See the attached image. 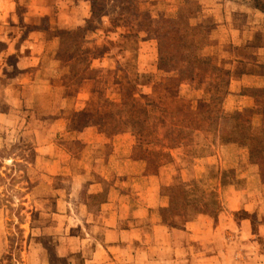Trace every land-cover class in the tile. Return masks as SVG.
<instances>
[{"label":"rangeland","instance_id":"1","mask_svg":"<svg viewBox=\"0 0 264 264\" xmlns=\"http://www.w3.org/2000/svg\"><path fill=\"white\" fill-rule=\"evenodd\" d=\"M91 3L89 20L71 30L51 31V38L57 36L59 42L48 45L36 87L27 93V105L36 108L34 114H27L28 122H22L14 131L0 128V264L70 263L69 257H59L57 252L61 239L57 200L62 196L78 205L86 201L91 184L95 180L103 184L94 172L99 158L129 169L133 177L143 174L152 177L157 168H164L165 175L159 179L162 198L159 214L163 218L168 214L165 205L171 201L186 211L182 188L193 180L197 183L192 198L202 201L209 195L224 205L222 185L240 181L239 175L234 169L212 164L204 172L199 163L217 152L222 155L223 145L231 147L233 154L230 160L222 156L226 166L233 165L235 158L238 162L237 157L239 169L244 167L243 162L249 163L246 142L225 144L217 140L210 145L211 153L193 157L191 147L197 142L199 149L204 144V134L187 136L186 132L179 136L184 138L179 142L183 145L172 150L157 147L158 152L141 163L140 156L135 158L141 147L135 148L138 143L130 123L143 118L138 109L133 115L128 114L132 105L128 93L134 87L125 80V68L129 67L134 74L156 69L159 54L155 22L179 11L194 29L189 39L203 46V54L231 59L230 64L225 60L221 63L230 69L231 93L238 94L247 82L263 87L264 12L259 6L264 7V0H91ZM128 33L140 42L137 58L129 52L121 53V36ZM10 63L14 65L15 59ZM245 74L253 77L244 79ZM192 77V71L179 64L169 74L152 76L151 86H145L147 82L142 78L132 75L131 79L133 84H141L135 87L138 101L146 102L145 97L150 96L159 103L162 97L166 104L161 107L173 111L203 98V90L193 87ZM241 77L239 92H233V81L239 82ZM165 130H161L160 141H166ZM57 131L60 132L56 137L49 138V134ZM78 135L84 136V145ZM41 143L51 149L52 156L37 151ZM245 147L247 155L243 157L239 151ZM49 158L62 159L58 176L46 171L45 162ZM119 173L112 174L118 178ZM75 176H79L76 177L77 182L81 181L79 184L74 183ZM188 214L197 216L192 205Z\"/></svg>","mask_w":264,"mask_h":264},{"label":"crops","instance_id":"2","mask_svg":"<svg viewBox=\"0 0 264 264\" xmlns=\"http://www.w3.org/2000/svg\"><path fill=\"white\" fill-rule=\"evenodd\" d=\"M91 13V0H0V128L14 131L28 122L27 114H34L27 93L36 87L48 45L59 42L57 36L51 38V31L80 26ZM242 77L233 81V92H239ZM77 138L86 143L83 135ZM45 145L41 143L37 151L52 156ZM220 150L222 155L217 152L199 161L202 170L208 164L234 169L238 179L248 182L222 185L224 210L216 219L206 214L188 219L172 201L165 205L166 218L161 217L159 179L164 168H157L152 177H133L129 169L115 167L107 158L97 159L94 172L103 184L95 180L88 199L79 205L62 196L57 200L59 257H69V264H264V183L250 181L258 167L243 162L239 169V157L226 166L223 157L231 159V147L223 145ZM239 153L245 157L247 147ZM62 163L60 158H49L46 171L58 176ZM118 171L115 178L112 173ZM76 177L73 181L79 184Z\"/></svg>","mask_w":264,"mask_h":264},{"label":"trees","instance_id":"3","mask_svg":"<svg viewBox=\"0 0 264 264\" xmlns=\"http://www.w3.org/2000/svg\"><path fill=\"white\" fill-rule=\"evenodd\" d=\"M259 10L264 12V7L259 6ZM155 23L159 54L156 69L134 74L127 69L129 67L125 68L127 72L125 80L129 86L134 87L132 93H128L132 102L128 114L133 115L138 109L143 118L142 121H134L132 118L133 122L130 123L131 131L137 138L138 146L136 144L135 148L141 147V152L136 154L135 158L140 156L141 163H145L150 160L147 156L158 152L157 147L161 150L180 147L182 143L179 142L184 138L179 136L183 133L186 132L187 136L203 133L204 144L199 149H197L199 145L197 142L191 147L190 153H193V157H203L211 153L210 145L217 140L225 144L246 142L247 160L258 167V173L250 177L254 179L253 181L264 183V86L258 88L254 87V83L247 82L243 84L238 94L231 93L229 91L230 69L221 64L224 60L225 63L230 64L231 59H223L219 55V60L215 55L203 54V46L195 45V41L189 39L194 29L184 16L179 15V11L176 15L162 16ZM121 37L119 42L121 53L124 55L129 52L137 58L140 42L132 39L133 36L129 33ZM179 64H184L192 71V85L195 89L203 90L202 99L185 109L178 110L176 107L173 111L161 107L162 104H166V100L162 97L159 98V103L150 96L145 97L146 102L143 103L137 100L135 87L141 84H133L132 75L135 78L144 79L147 82L145 86H151L153 85L152 76L158 73L169 74ZM175 117L181 119L178 120ZM163 129H166L163 133L166 141H160L158 138ZM173 133L175 135L172 136ZM196 183L193 180L183 184L182 200L185 203L187 218L206 214L216 219L224 205L210 199L209 195L202 201L192 198V193L196 191L194 186ZM242 183H244L243 180L234 182L237 186ZM189 186L192 189L188 190ZM202 194L207 193L202 192ZM191 205L197 214L196 217L188 214V207Z\"/></svg>","mask_w":264,"mask_h":264}]
</instances>
